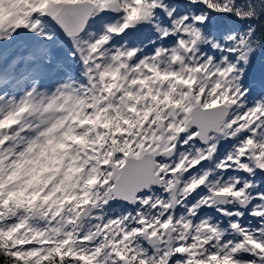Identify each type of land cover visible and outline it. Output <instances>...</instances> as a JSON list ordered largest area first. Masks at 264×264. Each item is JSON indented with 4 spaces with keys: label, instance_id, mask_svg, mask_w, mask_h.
<instances>
[{
    "label": "snow or ice",
    "instance_id": "obj_1",
    "mask_svg": "<svg viewBox=\"0 0 264 264\" xmlns=\"http://www.w3.org/2000/svg\"><path fill=\"white\" fill-rule=\"evenodd\" d=\"M0 264H264V0H0Z\"/></svg>",
    "mask_w": 264,
    "mask_h": 264
}]
</instances>
